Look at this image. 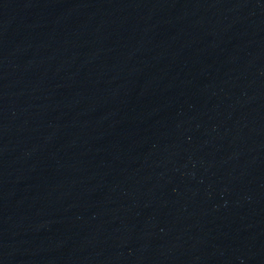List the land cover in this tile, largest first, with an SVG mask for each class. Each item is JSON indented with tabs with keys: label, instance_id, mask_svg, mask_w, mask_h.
<instances>
[{
	"label": "water",
	"instance_id": "1",
	"mask_svg": "<svg viewBox=\"0 0 264 264\" xmlns=\"http://www.w3.org/2000/svg\"><path fill=\"white\" fill-rule=\"evenodd\" d=\"M0 264H264V0H0Z\"/></svg>",
	"mask_w": 264,
	"mask_h": 264
}]
</instances>
